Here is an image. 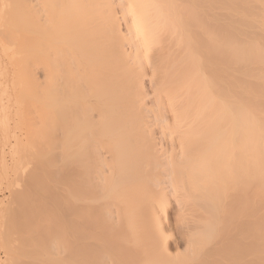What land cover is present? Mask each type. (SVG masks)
Masks as SVG:
<instances>
[{
  "label": "bare ground",
  "instance_id": "obj_1",
  "mask_svg": "<svg viewBox=\"0 0 264 264\" xmlns=\"http://www.w3.org/2000/svg\"><path fill=\"white\" fill-rule=\"evenodd\" d=\"M0 53L28 255L264 264V0H0Z\"/></svg>",
  "mask_w": 264,
  "mask_h": 264
},
{
  "label": "rangeland",
  "instance_id": "obj_2",
  "mask_svg": "<svg viewBox=\"0 0 264 264\" xmlns=\"http://www.w3.org/2000/svg\"><path fill=\"white\" fill-rule=\"evenodd\" d=\"M1 57H3V55L0 53V61L2 62V63H4L5 62V60H6V58L5 57H3L2 59H1ZM4 59V60H3ZM3 60V61H2ZM7 61V60H6ZM0 62V63H1ZM6 63L7 62H5L4 63V66H6ZM1 65H3V64H1ZM2 71H0V73H1ZM2 74V73H1ZM1 76V75H0ZM2 78V77H1ZM1 81H3L2 79H0V83H1ZM8 80H6V82L5 83H7L8 84ZM3 83H4V81L2 82V87L0 86V120H1V117L3 116V114H4V108L6 107V106H8V108L10 107V116H11V118L9 117V119H8V121H7V127H8V132H7V134H9V135H11V134H16V135H19V138L22 136L23 137V134L25 133L24 132V128H22L21 129V125H20V127L18 126V124H23V123H21L20 121V118H19V116H17V117H15L14 115H13V113H14V111H15V113H17L16 112V108L18 109V107L16 106V105H14V104H12L13 102H14V99H13V97H14V94H12L11 92L13 91L12 90V88H8V86H6L7 87V89L4 87V85H3ZM5 88V89H4ZM8 89H9V91H8ZM12 91H11V90ZM7 90V91H6ZM9 95H10V99H8L9 98ZM7 99L8 100H11V102L10 101H8V105H7ZM13 100V101H12ZM14 105V106H13ZM16 115V114H15ZM9 116V115H8ZM5 117V116H4ZM19 118V119H18ZM10 120V121H9ZM18 122V123H17ZM9 123V124H8ZM1 125V124H0ZM9 127L11 128V129H9ZM15 127H16V130H15ZM19 127V128H18ZM20 131H22V132H20L21 134H19V130ZM15 132H14V131ZM24 132V133H23ZM10 137V136H9ZM12 140H13V138H12V135H11V137L9 138V144H4V142H3V136L2 135H0V264H8L9 263V260L11 261V259L13 260V258H14V260H17L16 262H17V264H35V263H37V264H47V262L45 263V262H43L44 261V259H46V258H43L42 256H41V254H40V257H39V255H37V254H33V253H35V252H37L38 254H39V251H37L36 249H39V248H36V249H34L35 248V246H31V244L33 245L34 244V241H32V242H30V241H28L29 239H28V237H27V235H28V232H27V230H25V227H26V225H27V220L25 219L26 217L25 216H23V218L21 217L22 215H24L25 213V211H24V209H23V211L21 210L20 211V209L21 208H27L28 206L27 205H29V202H27V203H25V201H23L22 199H24L25 197L23 196L21 199H20V196H18V195H20L21 194V192H18L17 194H16V192H15V190H17V191H19L20 189L22 190V188L21 187H24V189L26 190L27 188H34V190H39V187L41 188V184L39 183V186L38 185H35V181L33 182L34 183V187H32V186H30V185H32V184H29V185H27V182H29V177H30V175H29V177H27V178H25V174L26 173H30V171L32 170L31 168H33L34 170H35V168L37 169H39V167L36 165V160L34 159V162H35V165H34V162H33V160H31V159H33L34 158V156H31V157H33V158H29V156L30 155H33V154H31L32 152L31 151H25V149H24V151L26 152V153H24V151H17V152H13L12 151V149L10 148L11 146H12ZM9 145H11V146H9ZM31 152V153H30ZM35 152V150H33V153ZM11 153L13 154V155H11ZM16 153H17V157H16ZM19 153V154H18ZM23 155H22V154ZM27 153H29V154H27ZM22 156H21V155ZM15 155V156H14ZM27 155H29V156H27ZM14 156V157H13ZM19 156H21V157H19ZM11 157H12V159H11ZM25 157V158H24ZM20 159H23V160H21L22 161V163H20L19 161H20ZM26 161H25V160ZM17 160V161H16ZM30 162H29V161ZM38 160V159H37ZM14 161V162H13ZM16 161V162H15ZM23 161H24V163H23ZM18 162V163H17ZM14 163H16V169H15V164ZM29 163H31V164H29ZM33 163V164H32ZM24 164V165H23ZM18 165V166H17ZM20 165L22 166V169H21V167H20ZM26 165H28V166H26ZM34 165V166H33ZM57 165V164H56ZM26 166V167H25ZM37 166V167H36ZM18 167V168H17ZM19 167H20V169H19ZM29 167V168H28ZM55 169L56 167H51V169ZM16 171H15V170ZM18 169V170H17ZM20 170V171H19ZM22 170H23V172H22ZM30 170V171H29ZM57 170V169H56ZM26 171V172H25ZM27 171H29V172H27ZM37 171V170H36ZM59 171V170H58ZM58 171L56 172V173H58ZM14 172V173H13ZM17 172H19V173H23V175H22V178H21V176H20V174L19 173H17ZM34 172V174H35V171H33ZM33 172H31V174H33ZM38 172V171H37ZM36 172V173H37ZM52 172H54L55 173V170H53ZM62 172V171H61ZM16 173V174H15ZM25 173V174H24ZM28 176V175H27ZM19 177V178H18ZM22 180H21V179ZM26 179L28 180L27 182H26ZM24 180V181H23ZM26 183V184H25ZM31 183V182H30ZM24 184V186H22ZM50 185V184H49ZM53 185V184H52ZM52 185H50L51 186V188L53 189V187H52ZM25 186H29V187H25ZM37 186V187H36ZM38 188V189H37ZM54 188H56V187H54ZM31 189H29L30 191H31ZM20 190V191H21ZM29 190H27V191H25V192H28V194H29ZM54 190V189H53ZM53 190H52V192H53ZM13 192H15V194L13 193ZM33 192V191H32ZM32 192H30V193H32ZM54 192H55V190H54ZM53 192V193H54ZM58 192L59 191H57L56 190V194L58 195ZM22 194H24V192L22 193ZM21 194V195H22ZM33 194V193H32ZM32 194H30L31 196H32ZM55 194V195H56ZM34 195V194H33ZM19 197V200L16 198V197ZM28 197H30V196H28ZM33 197V196H32ZM18 200V202H17V200ZM12 199H14V200H12ZM28 199H32L31 197L30 198H27V199H24V200H28ZM12 200V201H11ZM19 201H22V203L21 202H19ZM16 202H17V204H19L18 206H17V204H16ZM13 204H15V205H13ZM23 204V205H22ZM25 204H27V205H25ZM13 205V206H12ZM22 205V206H21ZM8 206V207H7ZM15 206V207H14ZM27 206V207H26ZM7 207V208H6ZM14 207V208H13ZM21 207V208H20ZM17 208V209H16ZM19 208V209H18ZM29 208V207H28ZM10 209V212L11 211H13V219H10L11 218V214H12V212L11 213H8L9 210ZM12 209H14V210H12ZM65 209V208H64ZM18 210V211H17ZM66 210H67V213L69 212L68 211V207L66 208ZM8 211V212H7ZM170 211V210H169ZM168 211V213H167V215H169V217L171 216L170 215V212ZM18 212H21V213H18ZM24 214H23V213ZM16 213H18V215H20V216H18L17 217V214ZM29 213V212H28ZM66 213V214H67ZM70 213V212H69ZM68 213V214H69ZM9 214V215H8ZM55 214V213H54ZM65 214V213H64ZM63 214V215H64ZM65 214V215H66ZM66 215L67 217L66 218H68V216L70 215ZM14 215H16V216H14ZM64 215V216H65ZM72 216V215H71ZM9 217V218H8ZM15 217V218H14ZM17 217V218H16ZM169 217L167 218L168 220H169V223H170V225H171V218L172 217H170V219H169ZM6 218V219H5ZM19 218H22V219H20L19 220ZM69 218L71 219L70 220V223H71V221H72V218L69 216ZM10 220L11 222V224L9 223V221L8 220ZM28 219V218H27ZM7 220V221H6ZM23 220L24 221H26V222H23ZM68 220V219H67ZM19 221V222H18ZM69 221V220H68ZM167 221V220H166ZM14 222V223H13ZM22 222H23V225H21L22 224ZM55 222V221H54ZM168 222V221H167ZM9 223V224H8ZM17 223H18V225H17ZM19 223H21V224H19ZM25 223V224H24ZM169 223H166V224H168L169 225ZM7 224H8V226H7ZM15 225V227H13ZM70 225V224H69ZM11 226V227H10ZM17 226H18V228H17ZM24 228H23V227ZM8 227V228H7ZM20 227V228H19ZM17 228V229H16ZM8 229V230H7ZM13 229H15V230H13ZM16 230H18V231H16ZM20 230V231H19ZM24 232H23V231ZM4 231H7V232H4ZM12 231H14V232H12ZM16 231V232H15ZM172 231V230H171ZM171 231H170V233H171ZM21 232V233H20ZM27 232V233H26ZM53 233H55V232H52L51 233V235H50V239H53V240H48V241H50V244H51V242H54V241H56L55 239L56 238H58V237H56ZM173 234L174 233H176L175 231H173L172 232ZM3 235H5V240L6 239H8V238H10V239H8V243L10 244L11 242V245H9V244H6L7 242H5L4 241V236ZM10 235V236H9ZM172 235V234H171ZM177 234H174L173 236H172V238H173V241H172V245H174V243L175 244H177L179 241L177 240L176 241V238L177 239H179V237H177L176 236ZM3 236V237H2ZM24 237L25 238V240H27V241H25L24 242V239L23 238H21V237ZM26 236V237H25ZM52 237V238H51ZM175 237V238H174ZM19 239H23V242H24V244H28V242H30L27 246L26 245H23L20 241L21 240H19ZM174 239H175V241H174ZM12 240V241H11ZM181 240V239H180ZM171 241V238L169 239V242ZM20 242V243H19ZM4 243H5V246H4ZM48 243V242H47ZM170 245H171V242L169 243ZM180 244H182V242L180 241V243H178L177 244V246L179 245V246H182V248L181 247H179V250H181V249H183V247H184V245L182 244V245H180ZM6 245H9V252L6 250ZM39 245V244H38ZM37 245V246H38ZM171 245V246H172ZM11 246V247H10ZM12 246H14V248L12 247ZM23 246V247H22ZM29 247L28 249L32 252L33 251V255H35V256H31V255H28L29 254V250L26 248V247ZM174 246H176V245H174ZM8 247V246H7ZM17 247V248H16ZM13 248V249H12ZM24 248V249H23ZM31 248V249H30ZM181 248V249H180ZM26 249V250H25ZM33 249V250H32ZM21 250H25V252L27 253L26 255L27 256H24L25 255V253H24V255H21V256H19V254L17 255V253H19L18 251H20V254L21 253H23ZM27 250H28V252H27ZM36 250V251H35ZM31 252H30V254H31ZM7 253H11V254H7ZM14 253V254H13ZM10 255H12L11 257H10ZM37 255V256H36ZM9 257H10V259H9ZM50 257V256H49ZM15 258H17V259H15ZM32 258H34V259H36V260H34V259H32ZM9 259V260H8ZM28 259V260H27ZM37 259H39V261H37ZM50 259V258H49ZM8 260V261H7ZM23 261V263H19V261ZM26 260V261H25ZM31 260V261H30ZM42 262H41V261ZM28 261V262H27ZM34 261H35V263H34ZM37 261V262H36ZM25 262V263H24ZM30 262V263H29ZM11 264L13 263H15V261H11L10 262ZM9 263V264H10ZM49 263V262H48ZM50 263H51V261H50ZM52 263H53V260H52Z\"/></svg>",
  "mask_w": 264,
  "mask_h": 264
}]
</instances>
